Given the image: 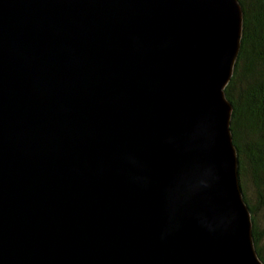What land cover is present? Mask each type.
Instances as JSON below:
<instances>
[{
  "label": "water",
  "instance_id": "obj_1",
  "mask_svg": "<svg viewBox=\"0 0 264 264\" xmlns=\"http://www.w3.org/2000/svg\"><path fill=\"white\" fill-rule=\"evenodd\" d=\"M238 0H0V264H264L225 96Z\"/></svg>",
  "mask_w": 264,
  "mask_h": 264
},
{
  "label": "trees",
  "instance_id": "obj_2",
  "mask_svg": "<svg viewBox=\"0 0 264 264\" xmlns=\"http://www.w3.org/2000/svg\"><path fill=\"white\" fill-rule=\"evenodd\" d=\"M242 38L224 92L232 105L231 133L238 179L252 220V236L264 263V0H238Z\"/></svg>",
  "mask_w": 264,
  "mask_h": 264
}]
</instances>
